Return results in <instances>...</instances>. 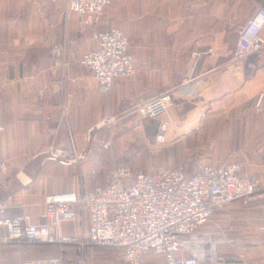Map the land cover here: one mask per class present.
Listing matches in <instances>:
<instances>
[{"label": "crops", "instance_id": "obj_1", "mask_svg": "<svg viewBox=\"0 0 264 264\" xmlns=\"http://www.w3.org/2000/svg\"><path fill=\"white\" fill-rule=\"evenodd\" d=\"M258 7H264V0H112L93 29L68 12L63 2L0 0V124L5 126L0 134V156L9 161L8 171L0 176L5 183L0 187V216L29 214L36 220L45 195H82L104 185L107 174H92L93 131L110 117L119 124L116 131L127 132L118 135L105 164L149 170L140 168L136 158L130 161L134 166L119 160L124 154L118 147L136 142L137 136L167 149L183 146L189 137H200L202 118L182 110L184 98L178 92L161 118L147 120L136 134L131 130L137 105L180 88L193 50L203 52L198 103L206 102V95L228 98L240 124L238 131L252 139L264 133V97L261 108L256 107L259 95L264 94V29L241 68L235 71L231 59L239 28ZM113 27L128 37L137 70L132 77L117 78L111 90H104L80 59L98 46L95 30ZM209 48L212 52L206 53ZM162 122L166 124L164 136L160 135ZM57 149L65 150V157L53 156ZM205 163L221 162L198 163L192 172ZM145 164L179 166L173 161ZM183 165L189 172V165ZM263 174L246 173L242 165L241 175ZM90 225L89 213L77 207L76 218L63 222L60 231L62 236L78 238ZM221 230L230 237L229 243L218 247L224 258L221 264H264V197L248 206L234 202L217 211L212 226L201 233ZM93 253L94 248L87 249L83 264L103 263L93 261ZM62 254L67 264H82L73 244L16 242L0 247V264Z\"/></svg>", "mask_w": 264, "mask_h": 264}, {"label": "built area", "instance_id": "obj_2", "mask_svg": "<svg viewBox=\"0 0 264 264\" xmlns=\"http://www.w3.org/2000/svg\"><path fill=\"white\" fill-rule=\"evenodd\" d=\"M51 1L63 2L68 12L77 14L83 25L93 29L112 3V0ZM263 29L264 7H258L238 30L231 54L235 71L252 54ZM94 38L98 46L84 53L80 64L92 73L98 86L111 90L117 78L135 75L137 69L129 52V39L121 29L95 30ZM202 55L199 50L190 53L180 88L163 91L135 107L134 129H141L147 120L161 118L173 104L177 92L183 97L196 95L201 80L195 76V71ZM263 97L261 93L257 100L259 109ZM160 129V135L164 136V122ZM4 130L5 126L0 124V134ZM65 155L63 149L53 154L55 157ZM8 169L9 161L0 156V176ZM241 170L238 161L205 163L194 172H188L184 165L143 170L113 164L105 184L97 185L92 191L82 195L76 192L45 195L43 210L36 220L29 214L0 216V247L13 242L73 244L82 264L87 249L93 247L120 250L125 264H221L224 258L219 255L218 247L230 242L229 234L224 230L216 234L199 230L217 211L230 204L240 202L248 206L264 197V174L245 176L241 175ZM92 174L96 177L98 173L93 170ZM4 186L5 183L0 182V187ZM77 207L89 213V229L78 238L62 236V223L76 218ZM21 264L67 262L62 254Z\"/></svg>", "mask_w": 264, "mask_h": 264}, {"label": "rangeland", "instance_id": "obj_3", "mask_svg": "<svg viewBox=\"0 0 264 264\" xmlns=\"http://www.w3.org/2000/svg\"><path fill=\"white\" fill-rule=\"evenodd\" d=\"M109 8L110 6L106 12ZM200 59L195 71V76L197 77H199ZM206 96H208L207 101L204 103H198L200 100H197V93L191 97L182 96L184 99L180 105L182 110L191 111V113H195L196 118H202L204 129L200 137H189L183 146L176 144L174 148L167 149L165 146L157 144L153 139L145 140L144 137L140 138L137 136L136 142L131 141V144L128 141L127 144L121 146V149L118 147V151L124 154L119 160L133 165L130 161L136 158L140 168L148 167V169L150 168L149 170H152L156 165H146L145 163L159 162L160 164L162 162L166 164V162L173 161L176 165L188 164L189 172H192L198 163L202 162L238 161L243 165L246 173H263L264 133L252 139L250 136H246V133L238 131L237 127L240 124L237 123L235 108L230 109V100L228 98L213 99L209 95ZM108 119L96 124L93 131L95 135L94 170L105 175L114 163L105 164L104 160L110 155L108 153L111 152L118 135L125 132L115 130L119 127L115 118L113 120L112 117ZM131 130L136 134L141 129H134L132 126ZM250 169H252V172L249 171ZM212 219L199 231L203 232L209 229L212 226ZM93 248V261H103V263L96 264H125L121 258L120 250L114 248ZM86 256L85 253V261L87 260Z\"/></svg>", "mask_w": 264, "mask_h": 264}, {"label": "bare ground", "instance_id": "obj_4", "mask_svg": "<svg viewBox=\"0 0 264 264\" xmlns=\"http://www.w3.org/2000/svg\"><path fill=\"white\" fill-rule=\"evenodd\" d=\"M101 125H102V124H101ZM101 125H100V126H101Z\"/></svg>", "mask_w": 264, "mask_h": 264}]
</instances>
